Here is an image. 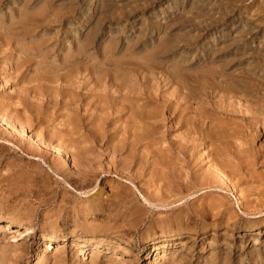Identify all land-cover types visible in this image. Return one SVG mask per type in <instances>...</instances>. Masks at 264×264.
Wrapping results in <instances>:
<instances>
[{"label":"rangeland","instance_id":"rangeland-1","mask_svg":"<svg viewBox=\"0 0 264 264\" xmlns=\"http://www.w3.org/2000/svg\"><path fill=\"white\" fill-rule=\"evenodd\" d=\"M0 264H264V0H0Z\"/></svg>","mask_w":264,"mask_h":264},{"label":"bare ground","instance_id":"bare-ground-1","mask_svg":"<svg viewBox=\"0 0 264 264\" xmlns=\"http://www.w3.org/2000/svg\"><path fill=\"white\" fill-rule=\"evenodd\" d=\"M12 24V23H11ZM5 34V33H4ZM28 50V49H27ZM27 56V55H26ZM22 57V56H21ZM23 58V57H22ZM75 58V57H74ZM68 59V58H67ZM76 59V58H75ZM108 61V60H107ZM68 63V62H67ZM81 64V63H80ZM86 66V65H85ZM100 67H102V66H100ZM103 69V68H102ZM105 71V70H104ZM211 72V71H210ZM214 72H217V71H214ZM219 72V71H218ZM65 73V72H64ZM80 73V72H79ZM105 73H106V71L105 72H102L101 73V75H100V79H101V82H103L102 81V77L105 75ZM111 73V72H110ZM199 73H201V72H199ZM96 74H98L97 73V71H96ZM206 74V73H205ZM212 75L214 74V73H211ZM216 74V73H215ZM226 74H229L228 72H225V73H223L222 75L224 76V75H226ZM83 75V74H82ZM121 75V74H120ZM230 75V74H229ZM79 76V75H78ZM206 76H207V74H206ZM217 76V75H216ZM231 76V75H230ZM190 77V76H189ZM212 77V76H211ZM214 77V76H213ZM191 78V77H190ZM194 78V77H193ZM209 78H210V75H209ZM225 78V77H224ZM230 78V77H229ZM98 79V78H97ZM222 79V77H221V75H220V81H222L221 80ZM73 80V79H72ZM194 80V79H193ZM235 80V79H234ZM97 81H99L100 82V80H97ZM211 81H212V79H211ZM213 81H214V79H213ZM219 81V82H220ZM223 81H224V79H223ZM235 81H237V80H235ZM243 81V82H242ZM208 82V81H207ZM217 83L218 84V86H220V87H218V86H216V88L217 89H223V84L221 83ZM225 82V81H224ZM240 84L238 83V84H234L232 87L235 89V88H237V87H239L240 89H244L245 90V92H247V93H251L252 95H260V91L257 89V91H256V89L255 90H253V88L254 87H251L250 86V84L249 83H247L248 81H245V80H240ZM106 83V82H105ZM186 83V82H185ZM215 83V82H214ZM263 83V82H262ZM48 84V83H47ZM102 84V83H101ZM226 85V84H225ZM74 86V85H73ZM170 86V85H169ZM199 86V85H198ZM209 86V85H208ZM78 87H80L79 85H78ZM100 87V88H99ZM137 87V86H136ZM202 87V86H201ZM73 88V87H72ZM94 88V87H93ZM96 88L97 89H95L94 91H93V89H92V92L89 94V95H87L89 98L90 97H92V98H94L95 99V102L96 103H99V104H101L100 106L102 107V108H108V105L110 104V102H109V104H107L108 103V100H110V99H112L113 101H114V103H116V105L119 103L118 101H121V103H123L124 104V106H121L120 108H116L115 109V112H117L116 114L118 115V114H129L130 116H129V118H128V122L129 123H133V128H135V126L136 125H138V126H141V127H146V128H154L155 127V124H153V123H155L156 121H154V122H152V120L153 119H155V118H157V112H156V110L157 109H155L151 104L152 103H154V100H156V97H155V99H153L154 98V91H152V89H151V87L148 85V88L145 86V88H144V90H143V92L141 93V94H139L140 95V97H133L130 93H128L126 90L127 89H125V91H124V88H125V86H123V85H116V87H114V86H109V88L107 87V85H106V87L104 86V88H103V85H100V83H97V85H96ZM99 88V89H98ZM116 89L115 91H113V89ZM194 88V87H193ZM257 88V87H256ZM259 88H260V86H259ZM79 89H81V87L79 88ZM130 89V88H129ZM133 89H135V88H132V90ZM239 89V90H240ZM78 90V89H77ZM141 90V89H140ZM81 91V90H80ZM79 91V92H80ZM111 91L113 92V94L115 95V96H113V95H111ZM209 91V90H208ZM259 91V92H258ZM124 92H127L126 94L124 93ZM154 92V93H153ZM74 93V92H73ZM122 93V94H121ZM136 93V92H135ZM188 93V92H187ZM200 94H202V93H200ZM77 95V94H76ZM79 95V94H78ZM116 95H118V96H116ZM262 95V94H261ZM260 95V96H261ZM143 96H145V98H141V97H143ZM172 96V95H171ZM180 97V96H179ZM258 97V96H257ZM174 98V97H173ZM162 99V98H161ZM140 100H144L145 102H144V104H142V105H139V102H140ZM158 100V99H157ZM157 102H159V101H157ZM180 102H181V100H180ZM114 103L111 105L112 107L113 106H115L114 105ZM171 103V104H170ZM102 104H104V106L105 107H103L102 106ZM164 104H166V110L167 109H169V111L171 112V110L175 107V109L176 110H178V109H182V107H183V105L181 104V103H178V99H177V102L176 101H174V102H172V101H170V100H167V101H164ZM221 104V103H220ZM219 105V104H218ZM224 105V104H223ZM110 106V107H111ZM221 106V105H220ZM100 107V108H101ZM111 107V108H112ZM232 107V106H231ZM185 109H186V107H185ZM223 109V108H222ZM114 110V109H113ZM233 111V110H232ZM256 111V110H255ZM254 111V112H255ZM163 112H164V110H163ZM174 112H175V110H174ZM225 112H226V110H225ZM228 112V111H227ZM112 113H114V112H112ZM235 113H237V112H235ZM247 113V112H246ZM162 114V113H161ZM165 115V114H164ZM169 115V114H168ZM245 116V115H244ZM248 116V115H247ZM261 116V115H260ZM123 117V115H120L119 117H118V120L119 119H121ZM102 118V117H101ZM256 118H257V116H256ZM177 119V118H176ZM172 120V119H171ZM175 120V118L172 120V121H174ZM181 120V119H180ZM127 122V123H128ZM152 122V123H151ZM169 122V121H168ZM162 123V122H161ZM181 124H182V122H181ZM179 125H180V123H179ZM129 127H130V125H129ZM132 127V126H131ZM171 127V126H170ZM13 130V129H12ZM131 130V129H130ZM134 130V129H133ZM132 130V131H133ZM136 131V130H135ZM16 132V131H15ZM131 133H133V132H131ZM135 133V132H134ZM133 133V134H134ZM22 136H23V134H22ZM38 139V138H37ZM36 139V140H37ZM39 141L38 142H40V139H38ZM196 142V141H195ZM41 143H42V141H41ZM40 143V144H41ZM186 143V142H185ZM128 144H129V142H128ZM133 144H134V142H133ZM126 145V144H125ZM41 146V145H40ZM42 146H44L45 147V145H43V143H42ZM180 146V145H179ZM131 148V147H130ZM130 148H129V150H130ZM116 149V148H115ZM121 149H124V148H121ZM127 149V148H126ZM176 149V148H175ZM118 151V150H117ZM119 151H121L120 150V148H119ZM124 151V150H123ZM170 151H171V149H170ZM174 151V150H173ZM172 151V152H173ZM181 151H182V145H181ZM181 151H178V154H179V152L180 153H182ZM185 151V150H184ZM222 151V150H221ZM57 152H59V149L57 150ZM108 152V151H107ZM111 152V151H110ZM122 152V151H121ZM137 152L139 153V151H138V149L134 146L132 149H131V151L130 152H128V153H130V155L131 156H134L135 157V155L137 154ZM157 152H159V151H157ZM113 153V152H112ZM116 153V152H115ZM115 153H113V154H115ZM119 153V152H118ZM117 153V154H118ZM123 153H125V152H123ZM156 153V152H155ZM161 153V152H160ZM60 154H62V153H60ZM59 154V155H60ZM91 154V153H90ZM173 154V153H172ZM175 154V153H174ZM106 155V154H105ZM127 156H128V154H126ZM138 155V154H137ZM169 155H170V152H169ZM183 155H185V154H183ZM222 155V154H221ZM62 156V155H61ZM100 156H103V155H100ZM163 156V155H162ZM92 157V156H91ZM246 157V156H245ZM115 158V157H114ZM129 158H130V156H129ZM131 158H133V157H131ZM95 159V158H94ZM126 160V159H125ZM133 160V159H132ZM215 160H217V159H215ZM124 161V160H123ZM136 161V160H135ZM88 162V161H87ZM91 162V161H90ZM138 162V161H137ZM147 162H149L148 160H147ZM216 162V161H215ZM140 163V162H139ZM144 163V162H143ZM163 163V162H162ZM135 164V163H134ZM223 164V163H222ZM128 165V164H127ZM132 165V164H131ZM238 165V164H237ZM90 166V165H89ZM140 166V165H139ZM158 166H160V165H158ZM181 168V167H180ZM165 170V169H164ZM91 171V170H90ZM93 171V170H92ZM169 171V170H168ZM164 172V171H163ZM162 172V173H163ZM184 172V171H183ZM94 173V172H93ZM168 173V172H167ZM170 173H171V171H170ZM166 174V173H165ZM164 174V175H165ZM163 175V174H162ZM163 175V176H164ZM177 176V175H176ZM92 177V176H91ZM137 177V176H136ZM198 179V178H197ZM75 183V182H74ZM183 183V182H182ZM77 190V189H76ZM80 190V189H79ZM78 190V191H79ZM85 190H86V188H85ZM186 190V189H185ZM179 191H180V189H179ZM163 192V191H162ZM169 196V195H168ZM176 199V198H175ZM144 200H145V203H142V206L143 205H145V204H149V205H151V206H153V207H160V206H163V205H156V204H153L152 202H150V200H148L147 198H145L144 197ZM152 200H154V199H152ZM180 200V199H179ZM178 200V201H179ZM123 201V200H122ZM139 203H140V201L139 200H137ZM140 203V204H141ZM168 203V202H167ZM171 204H173V202H171ZM170 203H169V205H167L166 203H165V205L164 206H170L171 205ZM97 205V204H96ZM199 206V205H198ZM98 207V206H97ZM145 207V206H144ZM116 208H117V206H116ZM141 208V207H140ZM138 209V208H137ZM136 209V210H137ZM116 210V209H115ZM114 212V211H113ZM178 220H180V219H178ZM137 221H139V220H137ZM26 230H29L28 228L26 229ZM59 236V235H58ZM51 237V238H49L51 241L52 240H54V241H57L58 239H59V237ZM62 239H64V238H62ZM49 240V241H50ZM61 240V239H60ZM179 240V239H178ZM79 242V241H78ZM76 243V242H75ZM48 245L50 244V242H48L47 243ZM74 244V243H73ZM169 246V245H168ZM75 247V246H74ZM80 248H81V246H79ZM158 251V250H157ZM168 252V251H167ZM162 254V255H161ZM164 254V255H163ZM169 254V253H168ZM65 256V255H64ZM157 256H160L159 257V259H161V258H167V254H165V253H158L157 254ZM169 258V257H168Z\"/></svg>","mask_w":264,"mask_h":264}]
</instances>
